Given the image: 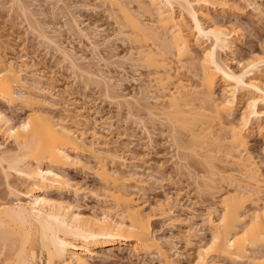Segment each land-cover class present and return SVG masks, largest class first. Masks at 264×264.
<instances>
[{"label":"bare ground","instance_id":"1","mask_svg":"<svg viewBox=\"0 0 264 264\" xmlns=\"http://www.w3.org/2000/svg\"><path fill=\"white\" fill-rule=\"evenodd\" d=\"M99 1L117 27L118 39L128 43V53L116 68L124 74L128 64L146 69L143 89L155 93L154 105L170 131L171 145L177 153L188 150L187 156L201 162L202 186L225 185V191L216 189L215 193H222H217V203L207 208L202 219L209 238L187 220L174 218L169 195L153 205L138 203L135 195L145 191L147 183L136 171L117 168H126L127 154L111 148L98 131L111 125L103 126L106 120L100 123L96 116L89 121L83 109L70 111L64 101L58 107L51 104L48 97H54L43 88L42 76L29 74L23 56L21 64L7 59L5 47L0 49V102L23 106L27 114L13 123L0 110V136L16 148L11 152L0 145V179L6 197L14 198L0 201V264H89L97 249L120 247L144 257L155 254L161 264H218V260L264 264V175L247 149L248 135L264 122L260 78L264 56L238 63L237 71L229 66L225 56L232 54L237 32L210 19L209 7L219 0H131L134 10L126 0ZM13 2L30 34L53 47L74 72L101 85L112 101L119 105L122 99L130 110L125 96L110 94L115 91L111 79L82 66L80 58L59 42V31L38 21L31 3ZM89 2L85 0L80 8L90 9ZM62 10L68 31L86 40L98 61H103L99 52L104 43L95 41L97 31L83 28L69 6ZM193 44L202 50L201 56L195 55ZM219 87L221 95L215 96ZM58 108L61 112L54 113ZM153 112L148 110L147 115ZM235 114L239 118L233 123L229 118ZM89 122L91 130L86 127ZM82 156L92 158L94 166L87 167ZM70 168L93 169L104 185L103 201L111 202L116 212L106 205L100 214H83L75 204L51 198V192L72 191L77 197L82 191L64 175V169ZM13 177L18 184L12 183ZM164 219L170 227L186 225L182 252L171 238L155 236L152 222Z\"/></svg>","mask_w":264,"mask_h":264},{"label":"rangeland","instance_id":"2","mask_svg":"<svg viewBox=\"0 0 264 264\" xmlns=\"http://www.w3.org/2000/svg\"><path fill=\"white\" fill-rule=\"evenodd\" d=\"M57 1L27 0L26 2L24 0L27 5L32 4L31 9L35 10L36 18L41 21L43 26L59 31V42L80 58L79 63L82 66L89 67L97 73L100 71L106 79H111L115 91L110 94L112 96L116 94L125 96L130 102V110L127 109V105L125 106L122 99L119 103L123 104L119 105L114 100L112 101L106 96L101 85H97L96 82L93 83L94 81H87L85 76L74 72L53 47L30 34L28 23L20 15L13 0H0V49L6 47L3 50L5 57L18 64H21L20 57L26 58L24 63L28 65L29 74L34 73L42 76L43 88L51 92L54 97V99L48 97L51 104L58 107L66 102L70 111H73L74 108L83 109L84 115L90 119L89 121L96 116V120L100 123H104L103 121L106 120L103 126L107 124L105 127H109L111 125L110 130L100 128L98 131L111 148L121 149L127 154L126 161L129 162L125 161V165H129L124 168V165L117 164V168L125 173L128 172V169L131 172L136 171L147 183L144 187L145 191L142 190V193L136 190L135 198L137 201L139 200L138 203L142 201L143 204L145 202L146 205H153L156 200L164 199L169 195L175 209L174 218L187 220L188 224L194 225L197 230L202 231L203 235L209 238L208 229L203 227L204 220L202 219L207 208L211 204L217 203V199H219L216 196L217 193H222H215L216 189L225 191V185L218 183L219 188L213 187L215 190L212 187L202 186L205 170L201 162L196 160L193 155L192 157H189L190 154L187 156L188 150V153L185 150L186 154L184 150L180 151L182 153H177L174 146L171 145L170 131L168 127L166 128L167 124L161 119L162 114L156 110L154 105L155 93H148L143 89L147 84L146 69L144 70L139 64L135 66L137 63L133 67H129L128 64L124 66L126 71L124 74L119 68H116L120 65L121 58L128 53V43L118 39L120 35L117 34V27L107 17L103 4L99 0H90L89 4L86 3V5H90V9H85L84 6L82 7L84 9H81L80 7L85 4V0H60L59 4ZM126 2L128 6L133 7V10L135 9V4L131 0H126ZM217 2L220 3L209 7L210 19L214 24L226 27L229 31L237 32L232 54L228 53V56H225L229 66L237 71L238 63L242 64L254 55L264 56V0H247V2L244 0H219ZM63 6L70 7L71 12H74L78 16L79 22L83 24V28H93L97 31L95 41L98 44L104 43L99 52L104 59L103 61H98L99 59L86 40L74 36L68 31L67 26L69 25H66L68 18L65 17L64 13H61ZM76 7L80 9H76ZM54 12L56 15L52 14ZM190 38L192 39L193 35ZM192 47L196 56L202 55V50L195 44ZM138 75H140L139 78ZM134 78L136 81L133 80ZM260 78L264 80V67L261 69ZM26 79L27 83L31 82L29 78ZM144 79L145 82H142ZM222 90V87L217 88L215 96H220ZM119 99L117 100L119 101ZM0 110L10 117L13 123H17L27 114V110L23 106L9 107L3 102H0ZM148 110L154 111L153 115L155 116H148ZM59 112H61L59 108L54 110V113ZM238 118L239 114H235L229 120L235 123ZM91 122L86 125L89 130L93 128ZM260 125V129L256 128L248 135L247 149L264 175V122L261 121ZM184 137L183 140L186 138ZM0 145L11 152L16 150L15 145L4 136H0ZM185 156L187 157L184 158ZM81 159L87 164V167H93L95 164L89 156H82ZM108 166L110 167V163ZM63 173L72 184H76L82 191L77 197L72 191L51 192L49 194L51 198H61L75 204L83 214H100L106 205L112 208L113 213L116 212L111 202L105 203L103 201L102 189L104 185L95 176L93 169L70 168L64 169ZM201 177H203L202 181ZM11 181L18 184L14 177L11 178ZM20 189L23 190V187ZM128 190L134 191L135 189ZM6 196L4 185L0 179V201L7 202L8 199L12 198ZM216 209L218 208L216 207ZM148 210L147 206L146 211ZM185 226L181 224L170 227L166 219L152 222L155 236L163 237L162 239L171 238L179 251L184 250ZM200 237L202 236L198 235V238ZM89 264L161 263L155 254L144 257V255L134 253L131 248L120 247L113 250L97 249ZM182 264H185L184 261ZM218 264L235 263L218 260Z\"/></svg>","mask_w":264,"mask_h":264}]
</instances>
